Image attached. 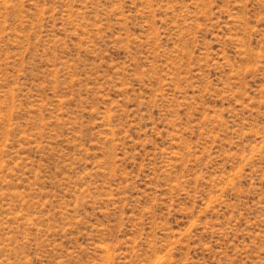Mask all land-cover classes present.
<instances>
[{"label": "rangeland", "instance_id": "obj_1", "mask_svg": "<svg viewBox=\"0 0 264 264\" xmlns=\"http://www.w3.org/2000/svg\"><path fill=\"white\" fill-rule=\"evenodd\" d=\"M0 264H264V0H0Z\"/></svg>", "mask_w": 264, "mask_h": 264}]
</instances>
